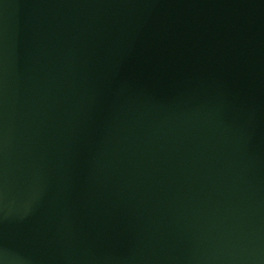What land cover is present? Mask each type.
I'll list each match as a JSON object with an SVG mask.
<instances>
[{
    "label": "water",
    "instance_id": "95a60500",
    "mask_svg": "<svg viewBox=\"0 0 264 264\" xmlns=\"http://www.w3.org/2000/svg\"><path fill=\"white\" fill-rule=\"evenodd\" d=\"M0 264H264V0H0Z\"/></svg>",
    "mask_w": 264,
    "mask_h": 264
}]
</instances>
